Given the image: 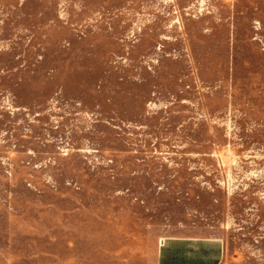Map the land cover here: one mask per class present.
<instances>
[{"label": "rangeland", "instance_id": "1", "mask_svg": "<svg viewBox=\"0 0 264 264\" xmlns=\"http://www.w3.org/2000/svg\"><path fill=\"white\" fill-rule=\"evenodd\" d=\"M185 236L264 264V0H0V264Z\"/></svg>", "mask_w": 264, "mask_h": 264}, {"label": "crops", "instance_id": "2", "mask_svg": "<svg viewBox=\"0 0 264 264\" xmlns=\"http://www.w3.org/2000/svg\"><path fill=\"white\" fill-rule=\"evenodd\" d=\"M225 244L217 237H168L158 248L156 264H222Z\"/></svg>", "mask_w": 264, "mask_h": 264}]
</instances>
